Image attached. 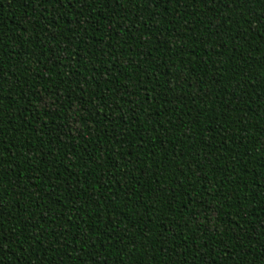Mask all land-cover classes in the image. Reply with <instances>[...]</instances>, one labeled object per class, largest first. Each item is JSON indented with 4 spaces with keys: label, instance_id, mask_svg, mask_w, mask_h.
I'll use <instances>...</instances> for the list:
<instances>
[{
    "label": "trees",
    "instance_id": "16d2710c",
    "mask_svg": "<svg viewBox=\"0 0 264 264\" xmlns=\"http://www.w3.org/2000/svg\"><path fill=\"white\" fill-rule=\"evenodd\" d=\"M0 0V264H264V0Z\"/></svg>",
    "mask_w": 264,
    "mask_h": 264
},
{
    "label": "snow or ice",
    "instance_id": "6c2138e0",
    "mask_svg": "<svg viewBox=\"0 0 264 264\" xmlns=\"http://www.w3.org/2000/svg\"><path fill=\"white\" fill-rule=\"evenodd\" d=\"M65 2L67 3H72L75 6L74 0H59V3L64 4ZM162 2V0H161ZM237 3H240L241 0H236ZM243 2H248V0H243ZM79 3L82 5H90V0H79ZM229 4H231V0H229ZM262 20H264V17L261 18ZM262 25H264V23H261ZM4 215L3 213H0V218H2ZM3 260V253H0V261Z\"/></svg>",
    "mask_w": 264,
    "mask_h": 264
}]
</instances>
